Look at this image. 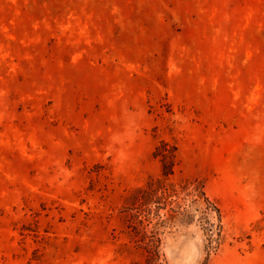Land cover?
<instances>
[{"label": "rangeland", "instance_id": "1", "mask_svg": "<svg viewBox=\"0 0 264 264\" xmlns=\"http://www.w3.org/2000/svg\"><path fill=\"white\" fill-rule=\"evenodd\" d=\"M0 264H264V0H0Z\"/></svg>", "mask_w": 264, "mask_h": 264}, {"label": "trees", "instance_id": "2", "mask_svg": "<svg viewBox=\"0 0 264 264\" xmlns=\"http://www.w3.org/2000/svg\"><path fill=\"white\" fill-rule=\"evenodd\" d=\"M161 155L164 158L162 162V171L161 178H159L154 183H150L142 192L140 197L137 199V208L132 215V224L136 231H140L141 227L147 221V215L142 214V209L146 212L151 211V208L158 213L160 210L165 209L168 205L170 206L173 203V198L177 197L180 193L187 191V185H177L171 182V177L174 174V151L167 150L165 153H160L159 149L156 150V156ZM189 195H193V202L197 203L203 198V192L199 191L197 187L191 189ZM208 204L209 202L205 200ZM169 215L167 219L174 218L173 209H169ZM159 223L154 224L157 225ZM144 239V238H143Z\"/></svg>", "mask_w": 264, "mask_h": 264}]
</instances>
